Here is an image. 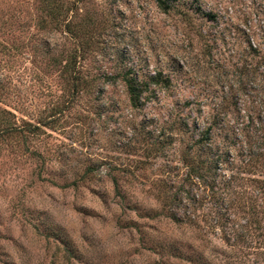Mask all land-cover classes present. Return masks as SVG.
Returning a JSON list of instances; mask_svg holds the SVG:
<instances>
[{"label": "rangeland", "instance_id": "rangeland-1", "mask_svg": "<svg viewBox=\"0 0 264 264\" xmlns=\"http://www.w3.org/2000/svg\"><path fill=\"white\" fill-rule=\"evenodd\" d=\"M24 3L0 0V127L49 118L61 94L49 58L41 61L36 50L41 45L36 6ZM170 5L163 11L154 0H87L84 8L96 19L112 17L88 69L123 67L139 79L161 72L170 80V89H157L149 104L155 107L145 108L138 121L147 115L165 119L171 106L184 103L197 116H212L219 101H233L240 86L235 68L243 57L258 61L248 58V28L255 31L251 44L257 46L264 37V29H256L264 0H171ZM202 12L216 20L207 21ZM104 88L118 110L102 112L109 106L82 99L26 146L19 138L2 139L0 264H187L154 246L184 238L166 219L151 218L157 206L150 181L163 158L148 162L149 169L135 177L110 179L108 169H134L143 156L122 147L131 138V124L121 85ZM228 113L234 117L232 108ZM32 153L41 154L44 164ZM88 166L94 172L79 180Z\"/></svg>", "mask_w": 264, "mask_h": 264}, {"label": "trees", "instance_id": "trees-1", "mask_svg": "<svg viewBox=\"0 0 264 264\" xmlns=\"http://www.w3.org/2000/svg\"><path fill=\"white\" fill-rule=\"evenodd\" d=\"M154 2L163 11L171 7V0ZM30 3L36 6L34 26L40 33L41 45L36 50L41 61L49 58L61 94L49 118L21 119L20 125L1 126L0 143L5 137H14L26 146L45 134L43 127L69 116L82 99L100 101L101 107L108 105L102 112L110 107L116 111L118 103L104 87L120 84L128 106L124 116L131 124L127 127L131 138L122 147L133 148L130 151L143 158L135 160L134 169L125 166L108 172L111 181L135 177L136 172L149 169L148 162L163 158L164 164L155 168L150 181L157 206L151 218L166 219L182 230L184 238L157 242L156 249L174 252L187 264H264V37L257 46L251 44L256 33L248 28V58L258 61L248 63L243 57L242 66L235 68L240 86L233 92V101H219L214 115L202 118L195 115L190 103H184L171 106L165 119H148L147 115L138 121L145 108L155 107L149 104L157 89H170L171 83L161 72L139 79L123 67L119 71L111 68V72L101 68L93 72L86 67L87 60L98 54L99 38L111 25V15L90 16L84 10L87 0H25L23 5ZM201 14L207 21L216 20L211 12ZM257 14L262 19L256 29L262 30L264 10ZM230 108L234 117H228ZM2 113L13 116L8 111ZM36 154L43 165L44 158L32 153ZM93 172L88 166L79 180Z\"/></svg>", "mask_w": 264, "mask_h": 264}]
</instances>
